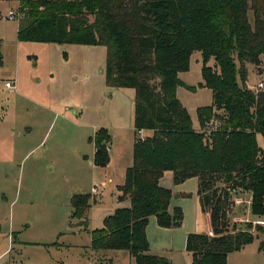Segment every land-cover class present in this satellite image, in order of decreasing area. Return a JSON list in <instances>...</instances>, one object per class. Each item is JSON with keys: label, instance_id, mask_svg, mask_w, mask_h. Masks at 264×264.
<instances>
[{"label": "trees", "instance_id": "16d2710c", "mask_svg": "<svg viewBox=\"0 0 264 264\" xmlns=\"http://www.w3.org/2000/svg\"><path fill=\"white\" fill-rule=\"evenodd\" d=\"M17 11L18 40L104 46L106 86L135 91L132 163L117 186V199L129 206L115 208L90 232L94 250L124 249L137 264H171L150 253L146 235L150 216L163 227L182 223L180 207L169 211L171 189L159 183L168 170L175 184L197 178L200 209L209 218L211 234L187 235L191 264H226L230 252L254 240L250 221L240 228L230 215L233 197L243 192L251 212L264 214V152L257 142L264 137V87L247 84L249 65L261 72L264 0H19ZM195 50L197 86L212 98L196 108L199 130L176 92L196 88L178 77ZM144 129L151 135L140 137ZM91 140L93 163L106 166L110 133L100 127ZM91 199L71 196L70 218L77 221L71 226L88 229ZM254 229L264 234L261 225Z\"/></svg>", "mask_w": 264, "mask_h": 264}, {"label": "rangeland", "instance_id": "374dc122", "mask_svg": "<svg viewBox=\"0 0 264 264\" xmlns=\"http://www.w3.org/2000/svg\"><path fill=\"white\" fill-rule=\"evenodd\" d=\"M18 3L0 0V264H137L127 250L90 246V232L121 207L117 185L132 157L135 91L106 86L104 46L18 40V19L8 18ZM178 77L196 87H178L177 97L199 130L196 108L212 100L208 88L197 86L202 79L199 51L192 52L188 70ZM248 77L251 85L257 82L252 73ZM95 127L118 136L110 152L115 158L106 167L91 165ZM257 141L264 152L261 134ZM78 193L94 200L87 230L70 224L77 222L70 218V198ZM187 193L175 191L184 200L179 226H160L156 217L148 222L153 252L172 242L185 249L188 234L205 233L196 184ZM247 199L244 192L233 197L230 218L244 229L250 221L253 244L260 245L264 234L254 227L264 228V214L254 215ZM174 258L173 264H182L183 256Z\"/></svg>", "mask_w": 264, "mask_h": 264}, {"label": "crops", "instance_id": "0c3cea01", "mask_svg": "<svg viewBox=\"0 0 264 264\" xmlns=\"http://www.w3.org/2000/svg\"><path fill=\"white\" fill-rule=\"evenodd\" d=\"M261 60H262V63H261V66H260L261 73L260 72L259 73H256V72L254 73L253 72L254 69H255L254 66L249 71V73H252L253 75H255V77L257 78V82L261 81V79H264V55L261 56ZM184 83H186V82H184ZM256 83H253L251 85L249 83V80H247V84L249 86L256 85ZM186 84H188V83H186ZM188 85H190V84H188ZM176 92H178V88H177ZM177 96H178V94H177ZM96 128L97 127H95V129L93 130L94 133L97 130ZM140 133H141V135L143 137H145V136L151 135L152 131L144 129V130H141ZM116 136L117 135H111V141L109 143L110 147H109V151H108V153H109V162H108L107 165H109L111 163V161L113 160V158H115V156L114 157L111 156L110 152H111L112 148H115L117 143H118L117 139H116ZM133 140H134V136H133ZM94 152H95V148H94V145H93V152H92L93 155H94ZM131 163H132V157H131V160H129V162L126 164V166H124V176H125L126 168L129 167L131 165ZM91 165H94L93 162H91ZM165 174H168L169 177H166V179L163 180L162 178L165 176ZM123 181H124V177H123ZM123 181L120 184H122ZM159 183H160L161 186L166 187V188H170L171 191H172V198H171V202H170V206H169V211L170 212L172 211V208L174 206L180 207V205H184V200H182L183 198L182 199H177L178 195L175 194V191H179L182 194H188L187 191L191 190V187H192L193 184H196V197L198 199V195H197V183H198V181H197L196 177H190V178H187V179H185L184 181H182L180 183H176L175 184L173 182V173H172V171L168 170V171H165L163 173L162 177L159 180ZM117 192H118V194H117V196H118L120 194V192L118 190H117ZM244 193H246V192H244ZM246 194L248 195L247 202L250 205V194L249 193H246ZM119 202H121L120 203L121 207H128L129 206V200L128 199L127 200H123V201H119L118 200V203ZM198 202H199V199H198ZM199 207H200V205H199ZM200 211H201V209H200ZM201 214H202V216L204 218V222H205V227H206L205 233L211 234L208 215L206 213L202 212V211H201ZM154 217L155 216H150L149 219H148V222H151ZM238 219L241 220L239 217H238ZM247 221H248V219H247ZM147 227L148 226H146V235H147V239H148L149 237H148ZM194 231L197 232L198 230L197 231L194 230ZM149 248H150V250H149L150 253L156 254V255H163V256L167 257L170 260L171 264H173L172 262L175 259L174 257H178V256H183V259L181 261L182 264H191V262H192L191 255L186 251V249H177V247L175 246L174 242H172L171 244H165L164 243L163 246L159 247V252H157V253L153 252V249H156V248H153L151 243L149 244ZM183 248H184V246H183ZM178 250L181 251V252H178ZM180 254H182V255H180ZM185 259H186V261H185ZM226 264H264V249L260 250L259 249V244L258 245H254L253 241H252L251 243H248V244L244 245L241 249L233 251V252H230L227 255Z\"/></svg>", "mask_w": 264, "mask_h": 264}, {"label": "built area", "instance_id": "2783aa9c", "mask_svg": "<svg viewBox=\"0 0 264 264\" xmlns=\"http://www.w3.org/2000/svg\"><path fill=\"white\" fill-rule=\"evenodd\" d=\"M20 16H21V14L18 11H15L14 9H10V11L8 12V18L9 19H18ZM5 86L8 88H12L13 82L12 81H6ZM263 87H264V83L262 81H259L256 83V85L251 86V88L253 90L262 89ZM139 135H140V137L143 138L140 131H139ZM109 147H110L109 144L105 145V149L107 151H109ZM98 192H99V185H97V183H95V185L92 187V194L96 195V194H98Z\"/></svg>", "mask_w": 264, "mask_h": 264}]
</instances>
